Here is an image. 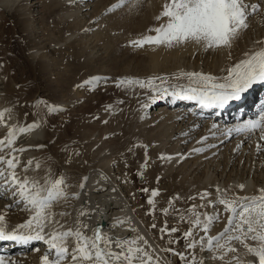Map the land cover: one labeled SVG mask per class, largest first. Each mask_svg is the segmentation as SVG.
<instances>
[{
    "label": "bare ground",
    "instance_id": "1",
    "mask_svg": "<svg viewBox=\"0 0 264 264\" xmlns=\"http://www.w3.org/2000/svg\"><path fill=\"white\" fill-rule=\"evenodd\" d=\"M33 1L35 5L38 4L40 6L48 7L49 9H54L56 6H67V8L61 9V15L65 19V23L67 22L73 27V30L69 34V40L73 37L75 38L77 33L81 34L78 36L79 38L76 41L77 44H75V49L77 50L75 51L77 53L81 52V45L84 43V40L90 42V37L87 38L88 36L92 35L93 37L91 36V39H94L95 42H99V40L105 38L106 34L108 35L110 33L111 28L119 30L118 27L122 22H125L124 19L136 18L139 16L136 20L137 22L133 19L130 20L133 26L135 23V25L139 27L140 30L138 29L137 31H141L150 23L152 24L157 21L156 17L163 10V6L169 2V0H124L123 5L120 7L121 11H119L120 9L117 7L121 16L122 14H124V16L127 15L126 18L122 19L117 17L119 14L116 10H109L110 12H108L109 14L106 16H99L101 13L100 11H104L109 8L110 5L114 6L115 4L118 5L117 3L120 4L121 0H0V18H4V16L10 15L12 12H19L24 6H27ZM252 2L260 4V12L249 18L248 28L239 34V36L232 42L230 48L217 47L206 50L200 45L194 43H187L172 48L166 46L157 47L155 45H145V47H143L144 50L142 48V53L145 51L144 55L146 56L147 54V56L145 57V60L142 58L144 60L141 62L143 63V65H141L143 69L140 67L141 70H138L137 72L133 71V77H131L135 78V80L144 81L150 78L155 79L159 77L166 81V83H162L160 79H155V84L161 89L167 88L168 94L162 93L156 95L155 99H153L152 92L147 88L142 89L143 92H139L140 94H138L139 98H137V103L133 100V102L136 103V105L135 103L134 105L137 106L135 110H132V114L136 112L133 119L135 122L138 121L140 123V125H138L139 123L137 122L138 127L142 126L145 128H142V130H145L146 132H140H143L144 135L146 133V136L140 137V140L143 138V141L148 140L151 143V145L147 144V142L145 143L150 147L147 150V155L155 156V154H157L159 155V158L157 157L155 160L159 159L165 161V172L171 182L170 188L173 191L175 198L178 200L177 202H179L178 205L180 204V206H182L181 210L177 211V213L184 214L193 204L196 205L195 211L201 213L206 210L205 212L212 214L215 210H219L221 219L215 224L212 231L209 233V235L213 236L218 235V232L223 231L227 226L228 213L223 211V206L221 205H217L216 209L208 207V200L202 201L199 199V193H210L208 199L213 201H215L218 196L216 191L217 188L224 191L228 198L258 195L259 189L264 188V140L260 139L259 131L250 135L236 133H233L231 136L226 135L228 129L235 128L249 120V118L242 120L239 123H229L227 125L221 120H213L206 117V115L211 116V113H216L218 109L201 108V106L194 101L174 97L171 95V92L180 91L181 88L201 87V85L190 81L186 76L176 79V77H180L183 73H203L217 78L218 82H223V78L227 76L228 70L241 60L246 59V54H251L252 52L264 49V0H252ZM97 12L100 13L98 14ZM90 16L91 18L94 17V19L89 25L86 22L87 18ZM63 18L61 20H63ZM165 20L166 18L160 20L161 24L164 23ZM128 22L127 24L130 25ZM158 26H160V24ZM102 28H105V30H102ZM131 31L133 30L131 29ZM9 32L10 29L0 25V51L4 54L7 53L6 50L10 49V44L6 43L4 39ZM132 35L135 34L132 33ZM138 37L142 38L143 36L138 35ZM88 44L89 43H87V45ZM15 53L16 52H13L11 54L13 57L12 64L17 67L19 64L23 65L24 62L21 60L19 54ZM77 53H75V56H78ZM36 54L35 50H26L25 53L27 59L35 58ZM7 68L8 67H5V69ZM127 73L130 72L128 71ZM22 92H25V90ZM21 93L1 72L0 113H5V115L3 118L4 126H0V140L5 139L8 131L15 128L18 137L17 145L28 149L23 153H16L21 161L20 166L16 169L20 177L23 178L25 175L28 177H36L41 179V183H43V177L48 175L49 170L54 175L59 172V175H63L66 178L73 180L72 184L70 183L71 187L67 189L69 193L80 192L82 178H88L83 192H80V198L78 200H70L67 203L61 201L53 207L52 211L54 213L69 212L71 214L70 216H65L63 218L59 216L55 217L60 220L61 224L65 225V228L62 230H66L67 228L75 230L78 226L77 217L79 216L80 211L83 210L88 213V215L79 217V219L82 223L88 225L87 229H81L86 235L91 236L93 234V229L97 226H101L104 232L120 239L144 236L148 241V245H143L142 241L140 243L141 246L145 247L146 251L153 256V264H155L157 259L160 260L161 264H164L165 260L168 261V264H172L157 245V241L155 242L154 238L151 236L147 229V226L149 225L147 222L143 221V214L141 215V213H139L141 210H135V200L130 197L128 198L121 189L118 188L119 185L116 186L117 184H114L115 179L119 180V176L110 168L108 164L110 162L107 163V161H104V158L109 154H105L106 157H100L103 156V154L99 156V153L90 155V157L92 156L94 158L86 168L81 165L84 163L80 161L78 157L76 158L80 163L82 162L81 164L73 161L74 157L71 159L73 163L69 162L70 164H67L66 162L70 161V157L68 158V156V159L65 158L68 161L64 162V164L62 163L61 165H58L59 163H52L50 161V159H52V156L49 154L50 151L48 150L49 153L47 151V142H49L53 133L48 132V124H43L42 121L38 120V118H42V120L45 121L46 119L44 120V118L40 116H44V114H40L39 117L38 115H32L27 108L21 106ZM251 96L254 98L251 99ZM132 98L135 97L132 96ZM239 100H244L245 103H238L235 111L231 110L229 116L232 117L233 112L235 115H239L240 113L236 110L242 108L245 111H249L248 115L250 116V119L256 117L258 107L256 109L255 107L257 105L261 106L264 101V83L254 84L242 94V97ZM237 101L238 100H234L231 101V103L236 104ZM249 101H251V103ZM8 109L11 110L10 114L6 112ZM31 124H36L38 127L26 134L19 133L18 129L20 127H27ZM45 124L47 126H44ZM132 125L128 132H123V137L120 136L123 138V142L120 143L118 140L115 142V145L112 146L115 148L114 153H121L125 149V144L130 143L129 141L131 139H128L131 138L132 135L134 137L137 135ZM213 125L216 127L213 128ZM80 131L83 132V130ZM80 131L77 130L76 133H79ZM176 133L178 136L175 135ZM82 136L83 134H80L74 136V138ZM115 136L116 135H114V137ZM84 137L85 135L81 139ZM126 137L128 140L127 142L129 143L126 142ZM135 139H137V136ZM36 140H40L42 144H39L40 142L37 143ZM257 144L261 145V150L259 152L257 151ZM41 145L43 146L42 148L38 147ZM172 149H176L178 154L177 158L173 157L174 155L171 156L173 152H171ZM196 149H199V151H196ZM5 151H7V149H5ZM86 153L87 151L85 154ZM186 153H188V155L185 158V162L180 166L179 170L173 174V172H175L173 171V166L176 165ZM111 154H113L112 151ZM162 156L171 157V159H161ZM85 157L88 158V155ZM28 160L32 161V168L27 173H24L21 169ZM57 161L58 160H56V162ZM87 162L88 161H86V164ZM37 163L41 164L38 171L35 168ZM85 169H87V171ZM80 171H83L84 173L86 171V173L81 175ZM239 185L245 186L243 191L240 190ZM189 197H196V199H192L188 206H186L184 205V202L187 199L189 200ZM0 198L5 199L2 197ZM5 201L7 203H4V200H0V215L5 216V223L8 231H12L17 225L25 223L32 215H34L32 212L22 210V206L13 205L11 209L6 208V204L12 203L11 196L5 199ZM136 203L138 202L136 201ZM202 204L205 205V207L201 208L200 205ZM161 206H163L164 209L167 205ZM14 208L15 211L13 210ZM223 220L224 222L221 223ZM118 221H124V223L113 227L114 225H117ZM131 229H135V231H132ZM198 230L200 229H195L194 234L199 233ZM46 231H49V229H46ZM26 232L27 230H21V233L19 234H26ZM14 243L15 242L13 241H0V256L5 257V264H41L43 252L47 248L42 241H33L29 243L26 248L18 252V260L15 263H12L8 256L13 255L18 251L15 248L16 246H14ZM67 243L69 250L71 251V248L75 246V242L73 239H69ZM236 246L238 248L240 247L238 244ZM33 248L40 250L35 251L34 249L32 250L33 252L31 251L30 253V250ZM241 251H243V249H241ZM212 257V252H204V264H222L221 261L213 259ZM249 259H251V257H249ZM65 264H67V261Z\"/></svg>",
    "mask_w": 264,
    "mask_h": 264
},
{
    "label": "snow or ice",
    "instance_id": "2",
    "mask_svg": "<svg viewBox=\"0 0 264 264\" xmlns=\"http://www.w3.org/2000/svg\"><path fill=\"white\" fill-rule=\"evenodd\" d=\"M123 3L124 0H121L120 4L115 5L110 11H114ZM260 7V4L253 3L252 0H169L156 17L157 21L166 18L165 22L159 27L148 29L149 33L155 32V35H145L131 41L130 44L137 48H143L145 45L172 48L187 43L200 45L206 50L217 47L230 48L239 34L248 28L249 18L260 12ZM246 56V59L228 70L223 82H218L217 78L203 73L181 74L176 79L186 76L201 87L181 88L180 91H172L171 95L194 101L201 108H225L231 101L241 99L242 94L254 84L264 83V49ZM155 79L166 83L163 78ZM155 79L121 80L118 86L147 88L152 92L153 99L156 95L168 94V89L159 88L155 84ZM86 83L91 85L99 82L91 79ZM55 110L52 109V111ZM6 112L10 114L11 110L8 109ZM4 115L5 113H0V126H4ZM36 127L38 125L31 124L20 127L18 131L20 134H26ZM215 127L213 125V128ZM16 131L15 128L10 129L7 137L0 140V197L5 199L12 197V203L6 204V208L11 209L13 205L22 206V210L32 212L34 215L25 223L17 225L12 231L7 230L5 216L0 215V241H13L25 245L33 241H42L47 248L43 252L41 264H65L66 261L67 264H153V256L140 243L142 241L143 245H148L144 236L120 239L104 232L101 226L95 227L91 236L86 235L81 229H87L88 225L79 219L88 215L83 210L77 217L78 226L75 230L72 228L62 230L65 225L55 217L63 218L71 214L69 212L54 213L52 209L61 201L67 203L70 200H78L88 178H82L80 192L77 193H69L67 189L71 185L68 184L67 178L63 175L55 178L50 170L48 175L43 177V183L36 177L25 175L21 178L16 171L21 164L16 153H23L28 149L17 145ZM257 131H259L260 139L264 140V106L256 117L228 129L226 135L231 136L233 133L250 135ZM256 147L259 152L261 145L257 144ZM161 159L170 160L171 157L162 156ZM40 167V163L35 166L37 171ZM31 168L32 161L28 160L21 170L27 173ZM244 187L239 185L241 191ZM142 191L148 192V189H142ZM216 191L218 196L215 201L208 199L210 196L208 192L199 193V199L208 200L207 206L213 209H216L217 205L223 206V211L228 213L227 226L223 231L218 235H209L221 219L219 210H215L212 214L200 213L195 211L196 205L193 204L188 210L194 217L192 227L181 237L169 240L170 244H176L183 239L184 250L167 248L164 251L178 256L182 264H204V258L202 256L198 258L196 255L197 248L200 253L212 252V258L221 261L222 264H264V188L259 189L258 195L232 198H228L219 188ZM158 194V189L151 191L153 198ZM189 199H196V197H189ZM148 203L152 205L154 200L149 199ZM200 207L203 208L205 205L202 204ZM164 211L167 213V209ZM180 219L185 218L181 215ZM121 223L124 221H118L113 227ZM155 227L156 225L153 224L152 228ZM197 228L203 235L199 233L194 235V230ZM21 230H27L26 234H19ZM131 230L135 231V229ZM159 231L160 238L163 239L165 235L171 236L178 229L175 227L168 229L167 221H165L164 227ZM69 239L75 242L71 251L67 243ZM39 250L35 249V251ZM0 264H5V257L0 256ZM155 264H161L160 260L157 259ZM164 264H168V261L165 260Z\"/></svg>",
    "mask_w": 264,
    "mask_h": 264
},
{
    "label": "rangeland",
    "instance_id": "3",
    "mask_svg": "<svg viewBox=\"0 0 264 264\" xmlns=\"http://www.w3.org/2000/svg\"><path fill=\"white\" fill-rule=\"evenodd\" d=\"M114 6L110 5V9L107 8L104 11H100L101 13H97H100L99 16H106L109 14V10ZM120 7H118V9H120ZM55 8L49 9L45 6L35 5L33 1L27 6H24L21 9L22 11L20 10L17 13L12 12L10 15L4 16V18H0V25L10 29V32L4 37L6 43L10 44V49L6 50V54L0 51V74L2 72L20 93L25 90L26 93L22 92L20 98L22 107L27 108L30 114L38 115V117L40 114H44V116H40L43 117L44 120L46 119L45 121H43L42 118H37L42 121L43 124H48V126L46 124L44 125L48 127L45 128H47L48 132L53 133L51 136L52 140L50 138L49 142H47V151L49 150L50 153L49 151L48 153L52 156L50 161L61 165L68 161L67 159L70 157V161L66 162L67 164L73 163V161L79 163L82 161L85 165L81 164L82 162L80 164L86 168L94 158L92 156L90 157V155L99 153V156L103 154V156L100 157H106L105 154H109L108 156L110 157L107 156V159L104 158V161H107V163L110 162L108 163L110 168L119 176V180L115 179L114 184H117L116 186L119 185L118 188L121 189L128 198L130 197L135 200V205L139 207L135 206V210H141L139 213H141V215L143 214V221L147 222L149 225L147 229L155 242L157 241V245L168 257L169 262H172V264H182L178 256L172 255L164 251V249L175 248L177 251L184 250L185 241L183 239H180L179 243L176 244H170L169 240L181 237L185 231L192 227V220L194 217H192L188 210L185 211L184 214L177 213V211L181 210L182 206H180V204L178 205L179 202H177L178 200L175 198L170 188L171 182L165 172V161L159 159L155 160V158H159L157 154H155V156H148L147 150L150 147L147 144L151 145V143L148 140L143 141V138L140 140V137L146 136V133L145 135L143 133L146 131L142 130V126L138 127L140 123L134 121L133 117L136 112L132 114V110L136 109L137 106L135 105L138 100L137 98H139L138 94H140L139 92H143V90L138 88V86H118V82L121 80H135V78L131 77H133L132 75L134 72L141 70L140 67L143 69L141 66L143 63L141 62H143L147 56V54L146 56L144 55L145 51L142 53V48H139V50L137 47L131 46L130 42L141 38L138 37V35H155V32L149 33L148 29L159 27L158 25L161 24V22L155 21L141 31H137L139 27L136 26L135 23L133 26L130 19L137 22L136 20L139 16L136 18H128L129 20L124 19L127 15L124 16V14H122L121 16L119 13L121 9L118 11L116 8L115 10L118 11L117 13L119 14L117 17L125 20V22H122L123 25L121 24L118 27L119 30L111 28L110 33L108 35L106 34L105 38L99 40V42H95L94 39H91L92 35L88 36L87 38L90 37V42L84 40V43L81 45V52L77 53L75 44H77L76 41L81 34L77 33V38L75 36V38L73 37L69 40V34L73 30V27L67 22L65 23V19L61 15V9L67 8V6H56ZM62 18L63 20H61ZM93 19L94 17H88L86 23L90 25ZM127 22L130 25H128ZM103 29L105 30V28H102V30ZM131 29L133 31H131ZM132 33L135 35H132ZM87 43L89 44L87 45ZM26 50H35L37 53L36 57L33 59L28 58V60L25 55ZM13 52L19 54L21 60L24 62L23 65H18L19 68L12 64L13 57L11 54ZM75 53H77L78 56H75ZM5 67L8 68L5 69ZM128 71L130 73H127ZM91 79H96L99 83L87 84L86 82ZM132 96L135 97L136 100L132 98ZM133 100L136 103L133 102ZM52 109L56 110L52 111ZM131 125L134 127V131H136L137 135H135V137L132 135L131 138L128 139H131L129 141L130 143L127 142L128 140L126 137V142L129 144H125V149L121 153H114L115 148L112 146H114L115 142L118 140L120 143L123 142L122 137L125 132H128ZM77 130H83V132L80 131L76 133ZM140 131H143V134ZM80 134H83V136L85 135L83 138L84 140L81 139L83 136L74 138V136ZM114 135L116 136L114 137ZM175 135L178 136L177 133ZM136 136L137 139H135ZM146 142L147 144H145ZM37 143L42 144L40 140H38ZM86 151L90 154H85ZM111 151L113 154H111ZM171 152V156L174 155L173 157H178L176 149H172ZM86 155H88L89 159L85 157ZM187 155L188 153L173 166V171H175L173 174H175L185 162ZM76 157H78L80 161H78ZM72 158L73 161L71 160ZM56 160L58 161L56 162ZM86 161H90L89 163L87 162L88 165ZM85 170L87 171V169ZM58 173L54 175L55 178L61 176ZM85 173L82 171L81 175ZM67 182L70 185L73 180L67 178ZM142 189H148V192L142 191ZM157 189L159 190V194L154 198L151 197V191ZM149 199H153L154 204L150 205L148 203ZM0 200H4V203H7L5 199L0 198ZM136 201L138 203H136ZM191 201L192 200L187 199L184 205L188 206ZM161 205L167 206L163 209ZM165 209H167V213L164 212ZM13 210L15 211V208ZM181 215H183L185 219L181 220ZM165 221H167L168 229L175 227L178 231L171 236L165 235L164 238L161 239L159 229L164 227ZM223 222L224 220L221 223ZM153 224L156 225L155 228H152ZM198 232L203 235L201 230H198ZM34 249L35 248L31 249L30 253ZM195 251L198 258L201 256L203 257V253H200L199 248ZM189 259H191V257H189Z\"/></svg>",
    "mask_w": 264,
    "mask_h": 264
}]
</instances>
